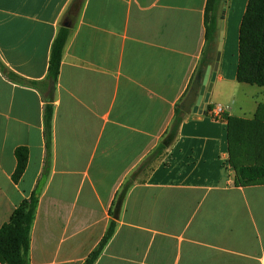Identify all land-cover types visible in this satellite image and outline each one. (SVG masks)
<instances>
[{"label": "crops", "instance_id": "1", "mask_svg": "<svg viewBox=\"0 0 264 264\" xmlns=\"http://www.w3.org/2000/svg\"><path fill=\"white\" fill-rule=\"evenodd\" d=\"M206 1L0 0V63L37 83L0 70V228L36 199L27 264H85L110 226L94 264H264V185L234 187L225 121L185 113L164 156L136 173L202 57L210 78L219 52L207 106L250 120L264 104V88L236 81L248 0H220L209 46ZM18 148L28 157L13 181Z\"/></svg>", "mask_w": 264, "mask_h": 264}, {"label": "trees", "instance_id": "2", "mask_svg": "<svg viewBox=\"0 0 264 264\" xmlns=\"http://www.w3.org/2000/svg\"><path fill=\"white\" fill-rule=\"evenodd\" d=\"M220 0H207L204 12L206 45L212 43L216 30V12ZM68 29L60 28L52 42L49 54L46 81L53 85L58 77L62 49L68 37ZM207 61L202 57L195 69L186 94L195 83H200ZM0 70L8 78L18 82L37 86L36 82H26L14 73L6 70L0 63ZM236 81L240 84L264 88V0H248L238 33V65ZM184 99H182L183 101ZM182 101L176 106L170 126L162 136L158 146L145 158L136 170L143 174L151 164L160 159L176 139L179 125L185 112ZM211 110L208 106L206 113ZM227 125L228 164L234 175V187L264 185V104H259L252 119H242L222 115ZM27 151L18 148L15 151L16 167L13 181L22 176L27 162ZM133 178V177H132ZM132 180V179H130ZM131 181H127L118 194L111 211L116 217ZM36 199L30 196L11 214L9 221L0 228V264H27L29 247V228L36 207ZM112 234L109 227L98 247L89 255L85 264H94Z\"/></svg>", "mask_w": 264, "mask_h": 264}, {"label": "water", "instance_id": "3", "mask_svg": "<svg viewBox=\"0 0 264 264\" xmlns=\"http://www.w3.org/2000/svg\"><path fill=\"white\" fill-rule=\"evenodd\" d=\"M63 27L68 28V24H63ZM219 59V52L216 53L215 64L213 66V72L209 78L210 66H207L204 72V76L200 83H195L191 87L189 93L186 95L181 103V109L183 112H193L198 114H205L207 110L208 96L211 91L212 83L215 78V71Z\"/></svg>", "mask_w": 264, "mask_h": 264}, {"label": "built area", "instance_id": "4", "mask_svg": "<svg viewBox=\"0 0 264 264\" xmlns=\"http://www.w3.org/2000/svg\"><path fill=\"white\" fill-rule=\"evenodd\" d=\"M208 115L214 120H222V108L218 105H215L209 112Z\"/></svg>", "mask_w": 264, "mask_h": 264}, {"label": "rangeland", "instance_id": "5", "mask_svg": "<svg viewBox=\"0 0 264 264\" xmlns=\"http://www.w3.org/2000/svg\"><path fill=\"white\" fill-rule=\"evenodd\" d=\"M247 88H249V90H251V91L257 89V87H249V86Z\"/></svg>", "mask_w": 264, "mask_h": 264}]
</instances>
